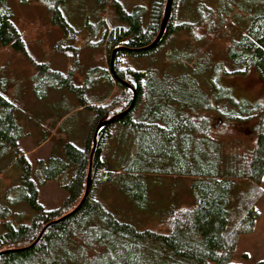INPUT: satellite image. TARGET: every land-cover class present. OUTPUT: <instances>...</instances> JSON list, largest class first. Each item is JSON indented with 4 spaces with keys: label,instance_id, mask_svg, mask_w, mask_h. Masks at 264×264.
I'll return each mask as SVG.
<instances>
[{
    "label": "trees",
    "instance_id": "obj_1",
    "mask_svg": "<svg viewBox=\"0 0 264 264\" xmlns=\"http://www.w3.org/2000/svg\"><path fill=\"white\" fill-rule=\"evenodd\" d=\"M66 1L47 0L46 4L51 24L63 35L54 49L72 57L74 63L65 74L47 63H35L32 88L38 100L45 99L50 88L72 93L84 88L73 80L78 53L73 41L78 31L61 10ZM92 1L101 14L112 9L120 22L106 27L102 37L108 51L105 77L118 94L110 97V90L97 100L76 103L95 114L83 146L66 140L61 155L38 159L32 166L18 153L17 142L24 135L16 118L19 103L16 97L6 96V86H0V144L15 149L21 163L15 200L26 202L35 211L29 222L15 223L9 218L15 215L11 208L0 205L4 226L0 264H242L232 262L234 249L241 235L252 232L259 217L256 204L263 195L264 101L243 111V120H253L252 144L210 136L206 112L213 103L232 98L228 89L211 79L206 82L209 90L203 89L200 77L221 67L210 60L208 52L197 47L172 53L170 63L181 69L176 74L121 64L125 55L158 50L188 23L174 22L171 11L159 43L141 51L137 49L150 44L159 31L166 0H154L146 25L141 17L143 8L136 4L128 10L124 0ZM5 3L0 0V45L24 55L23 34ZM223 4L225 8L219 11L228 17L232 9ZM221 13L217 12L216 18L221 19ZM247 18L245 31L228 38L224 51L232 67L254 68L264 82V12ZM100 23L105 25L102 15ZM119 47L124 49L115 52L111 66L112 52ZM133 92V106L120 116L130 105ZM111 117V122L97 129L99 122ZM114 125L120 127L116 136L125 131L130 135L129 151L118 166H110L103 156L115 136ZM48 138L44 136L41 143ZM88 171L90 185L85 194ZM150 175L191 177L189 199L172 200L153 227L141 230L118 220L95 196L96 185L116 183L135 207L144 209L149 202ZM49 180L57 181L67 192L62 205L54 210H46L38 201L37 186ZM256 264H264V258Z\"/></svg>",
    "mask_w": 264,
    "mask_h": 264
},
{
    "label": "rangeland",
    "instance_id": "obj_2",
    "mask_svg": "<svg viewBox=\"0 0 264 264\" xmlns=\"http://www.w3.org/2000/svg\"><path fill=\"white\" fill-rule=\"evenodd\" d=\"M46 1L6 0L5 5L11 9L13 21L23 34L26 53L23 55L8 46L0 45V86H6V96L17 98L19 108L16 118L24 132L17 142L18 153L32 166L38 159L46 161L51 155H61L62 144L66 140L83 146L95 114L85 107H77L76 103L81 100H97L110 90V97L118 94L115 85L105 77L108 51L102 37L106 27L109 29L120 22L110 8L101 14L95 1L68 0L61 5V10L78 31L73 41L78 47L73 80L76 85L84 88L78 93L50 88L45 99L38 100L35 97L32 88L35 63H47L51 69L64 74L74 63L72 57L54 49L63 35L58 27L51 24ZM124 1L128 10L135 4L143 8L141 17L146 25L154 0ZM224 2L228 4L226 7L232 9L228 17L219 11L225 8ZM171 11L174 22L188 23V26L168 37L158 50L137 56L125 55L121 58V64L137 70L150 68L176 74L181 69L170 63L171 54L180 49L201 47L202 52L210 54L212 62L221 66L219 71L206 72L200 77L204 83L203 89L209 90L206 82L211 79L228 89L232 98V101L213 103L212 108L206 112L210 136L247 146L252 144L255 137L251 130L253 120H243V111L253 108L257 101H264V82L254 68L249 67L244 71L242 67H232L227 61L224 46L228 38L245 31L249 24L247 16L254 12H264V0H176ZM217 12L224 18L223 23L222 17L216 18ZM101 15L105 25L100 23ZM224 70L230 73L225 74ZM112 130L115 136L103 156L109 160L110 166H118L129 151L130 135L125 131L116 136L120 131L116 125ZM46 135L49 138L41 143ZM20 174L21 163L15 157V149L6 143L0 144V205L11 208L15 215L9 218L15 223L29 222L35 215L30 205L15 200L18 195L15 187L19 184ZM147 178L149 202L144 209L135 207L116 183L96 185L95 196L118 220L141 230L153 227L158 223L165 206L172 200L189 199L191 177L150 175ZM261 187L263 195L256 204L259 217L252 232L239 237L232 257L234 263L256 264L264 258V176ZM37 190L38 201L46 210L58 208L67 197L65 189L55 180L38 185ZM2 231L4 226L1 220L0 233Z\"/></svg>",
    "mask_w": 264,
    "mask_h": 264
},
{
    "label": "water",
    "instance_id": "obj_3",
    "mask_svg": "<svg viewBox=\"0 0 264 264\" xmlns=\"http://www.w3.org/2000/svg\"><path fill=\"white\" fill-rule=\"evenodd\" d=\"M171 6H172V0H166V4H165V8H164V12H163V16H162V19H161V22H160V28H159V31L155 37V39L150 43L148 44L147 46H144L142 48H139L137 50H150L152 48H154L160 41L161 37L163 36V33H164V30H165V27H166V24H167V21L170 17V13H171ZM124 48L123 47H119V48H116L113 50L112 52V57H111V66L113 64V59H114V54L116 51H119V50H123ZM112 68V67H111ZM134 99H135V93L133 92V98H132V101L130 103V105L128 106V108L126 110H124L123 112L120 113V116H123L124 114H126L130 109L131 107L133 106V103H134ZM114 119V117H111L109 120L107 121H103V122H99L97 124V129L103 124V123H109L111 122L112 120ZM96 134V132H95ZM95 134L93 136V146L92 148L94 147L95 145ZM89 185H90V174H89V171H88V174H87V180H86V186H85V194L87 193L88 191V188H89ZM84 194V195H85Z\"/></svg>",
    "mask_w": 264,
    "mask_h": 264
}]
</instances>
